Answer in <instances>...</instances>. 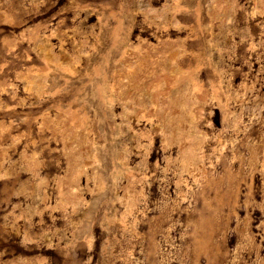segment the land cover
Wrapping results in <instances>:
<instances>
[{
	"label": "rangeland",
	"instance_id": "374dc122",
	"mask_svg": "<svg viewBox=\"0 0 264 264\" xmlns=\"http://www.w3.org/2000/svg\"><path fill=\"white\" fill-rule=\"evenodd\" d=\"M0 264H264V0H0Z\"/></svg>",
	"mask_w": 264,
	"mask_h": 264
}]
</instances>
